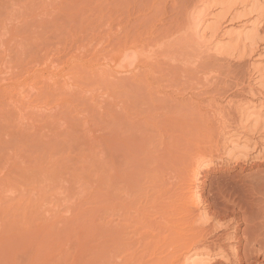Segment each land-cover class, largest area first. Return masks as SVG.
<instances>
[{"label":"rangeland","instance_id":"rangeland-1","mask_svg":"<svg viewBox=\"0 0 264 264\" xmlns=\"http://www.w3.org/2000/svg\"><path fill=\"white\" fill-rule=\"evenodd\" d=\"M197 1L0 0V264H142L134 243L159 230L146 218L168 214L190 227L158 234L159 264L181 263V228L190 262L264 264V120L240 123L264 101L250 80L264 20L256 56L217 57L192 34ZM254 14L225 28L221 52Z\"/></svg>","mask_w":264,"mask_h":264},{"label":"bare ground","instance_id":"bare-ground-1","mask_svg":"<svg viewBox=\"0 0 264 264\" xmlns=\"http://www.w3.org/2000/svg\"><path fill=\"white\" fill-rule=\"evenodd\" d=\"M213 1L214 0H198L196 5H193L190 9H188L189 10L188 15H190V18L193 19V22H194L193 29H192V34L195 37H197V39L199 41H201V40L202 41H208L209 39L213 40V41L210 40L211 41V44H209V43L208 44L210 46L211 45L212 46L213 45L215 46V47L212 48V50H214V52H216L215 53L216 55L218 54L217 57L218 56H222V58H223L224 55H227L229 57H233L236 60H239V59L241 60V59H243V58H245L247 56L248 57L256 56L257 53H258L257 51H260L261 50V47H260L261 44L259 42V39H257V37H258V33L260 31L259 30V27H261V23L264 20V9L260 6V3H261L260 0H219V5H220L219 15H216L214 13H210L209 12V10L211 9V5H212ZM199 8L202 9L201 12H200L201 14L196 17L195 15H196V12H197V10ZM249 8H251V9L249 10ZM254 13H256L257 15H255ZM253 14L255 15V17H254L255 20L252 23L253 24V28H254L253 34H251L250 37H247V36L244 35V31L238 32L237 35H236V37L235 38H232L231 39V42H230V44L233 46V51L232 52H228V51L223 52L224 51L223 50L221 52L220 49H222V48H220L221 47L220 44H222L223 41L221 42L220 39L223 38V37H226L227 35H230V36L234 35L233 32L230 33L225 28L229 27L235 20L240 19V18L242 19V17H244V18L247 17L248 18V16H250V15L252 17ZM254 18H252V19H254ZM191 19L188 18V20H187L188 21V24L190 26H191V24H190V20ZM245 22H247V23H245ZM245 22H243V23H245L244 25H247L248 26V24L251 22V19L248 20V21H245ZM226 24H229V25H226ZM249 26H250V24H249ZM221 34H222V36H221ZM209 35H210V37H209ZM227 38H229V36H227ZM130 54H131L130 51L128 49H125V50L121 51V54H119L116 57V60L117 61H120L121 63H126L125 66L127 67L128 64H129V60H130ZM254 54H256V55H254ZM258 58L261 60V57H258ZM253 61H255V60H253ZM257 61L252 64L253 65L252 66L253 67L252 70L254 71L253 72L254 74H253V76H252V78L250 80H252V82L254 83L253 87L254 86H257V87L258 86H261V87L264 88V66L262 65L263 67H261L260 65H257L256 64ZM54 77L55 76L50 75V81L51 82L55 79ZM56 78H57V76H56ZM65 82H64L65 86L68 87L69 86L68 83H65ZM258 88H260V87H258ZM262 90H264V89H262ZM251 92H252V90H251ZM256 104H258V103H256ZM256 104H254V107H248L247 109H245V110L242 111L241 116H240V120H241L240 123L246 124V125L248 124V126H249L250 124H252L253 122H255V123H258V125H259L262 122V120H264V101L262 103H260L259 105H256ZM253 108L258 109V111L255 112V113H248V111L251 110V109H253ZM253 116H256V117H253ZM251 118H252V120H251ZM240 123H239V127H240ZM258 125L256 124V126H258ZM236 128H238V126ZM245 135H248L247 132H246ZM249 140H247V142ZM198 176H199V171H198V168H196V169H194L192 171L191 183L189 184L188 191H187V195H188L190 201H194V199H195V195H196L195 182L197 181ZM145 191H146V189L145 190L143 189V191L141 189V191H140L142 193L141 196H145V193H147V191L146 192ZM193 204H195V203L193 202ZM138 213H140V212H138ZM140 214H142V213H140ZM162 214H163V212H162ZM189 214H187V215L191 219V216ZM166 215L164 216L165 219H166ZM168 215H169V220H168ZM168 215H167V221H165V222H167V224H165L164 222H162V223H164L165 226L163 224H160V222L158 224V220L155 222V221H152L150 218H149L150 221H149L148 218H146V221L150 222V224L148 225L149 227H151L153 230H155L154 227H156L159 230H157V233H154L152 231L151 233H148V234H143V235L141 234L142 235L141 237H140V235L137 236V237H140V239H138L137 242L135 241L136 238L134 237L136 235L133 236L132 234H135L136 230L134 231V229L138 225V223H139V226L141 227L142 226V223H144L145 220L142 219V221H143L142 222L138 218V221L140 220L138 222L136 220L137 219L136 218L137 216L135 215L134 216V220H136L135 222L137 223V225L135 226L134 225L135 223H132L133 222V219H132V222L130 224V221H131L130 218H131V216L130 217L129 216H126L127 218L129 217V220L126 219L127 222H129V224L131 226L133 224V227H134V229L131 228V227H128V228L133 229V230H130V236L132 235V237H134L133 238L134 241L133 240L132 241L133 242H136V243H134V246L133 247H135L136 245H139V248L142 249V254H141L142 259L143 260H146L147 258H149V260L147 262L144 261V263H142V264H159L161 262V259L166 260V257H168L166 255L164 256V254L166 252L160 250L161 249V244H160V242H157L156 241V239L158 238V234L161 235L163 232H165L164 230H171L170 228H172V229L173 228H176V227H179L180 228L181 225H183L182 228H185L184 226H186V225H184V224L187 221V219H186V221H185V219L182 221L180 218L177 220V217H179V215H182V218H183L184 214L177 215L175 217L176 220L172 219L173 216H170V214H168ZM191 215H193V214L191 213ZM145 216H147V215L145 214ZM161 217L163 218V216H161ZM124 218H125V216H124ZM170 218H171V220H170ZM155 219H153V220H155ZM146 223H145V226H147ZM166 225H168L170 228L168 226H166ZM125 226H127V224L126 225L124 224V228H123V225H121V227L123 229L120 228V225H119V228H118V226H116L115 228L113 227L115 230H117L118 236L120 235L121 241L125 237L124 234L126 235V233H127V232L124 231V230H127L126 229L127 227L125 228ZM143 226H144V224H143ZM186 227L188 228V227H190V225L189 226H186ZM182 228L180 229L181 230V233H178V236L176 235L177 234L176 233V230L174 231L176 233V234L174 233L175 238H173L172 241H171V245H174L175 248H176L174 252L176 254L178 252V257H179V254H181V252L179 253V251H183V250L185 251L184 253L182 252V255H180V257H181V263H180V261H179V263L180 264H208L209 263V258H208L209 255H208V257L207 256L205 257V255H203V256L200 257V259H197V260H196V258H199V257L198 256L197 257L195 256L196 257L195 260H193L192 262H190L191 257H192V253H193V251L195 249V246H193L194 244H190L189 243L192 240V238H190L188 235H183L184 233H186V229H184V231H185L184 232V231H182L183 230ZM114 229H112V230H114ZM139 229L140 228L138 227V232L140 233ZM190 229L192 231L194 230L192 228H189V230ZM188 233H191L192 234V232H190V231H188ZM127 238L130 239L129 238V235H128ZM124 241L126 242L125 239H124ZM124 241H123V244H125ZM130 241H131V239L126 242V244H127L126 246L132 248L131 247L132 244H130ZM128 243L131 246H129ZM123 244H122L121 248H119V249H116L115 248L114 250H112L113 251L112 253H117L118 251L119 252H124L126 249L124 248ZM196 247H197V245H196ZM115 251H117V252H115ZM195 251L197 252V250H195ZM175 253H172V254H175ZM195 254H197V253H195ZM113 255H114L113 258L115 257V260H116V259L119 258V255L120 254H118V256H117L118 258L115 256V254H113ZM193 259H194V257H193ZM155 260H158V261L156 262ZM177 260H179V259H177ZM119 261L120 260L118 259V262ZM177 263L175 262V264H177Z\"/></svg>","mask_w":264,"mask_h":264}]
</instances>
